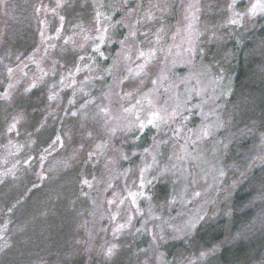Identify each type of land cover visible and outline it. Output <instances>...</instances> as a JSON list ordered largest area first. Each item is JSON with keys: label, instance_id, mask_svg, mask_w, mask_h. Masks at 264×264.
<instances>
[{"label": "rangeland", "instance_id": "obj_1", "mask_svg": "<svg viewBox=\"0 0 264 264\" xmlns=\"http://www.w3.org/2000/svg\"><path fill=\"white\" fill-rule=\"evenodd\" d=\"M112 1L77 0L63 15L67 0H0V184L23 183L29 191L48 174L79 169L81 193L88 171L105 159L102 263L128 259L134 237L146 240L137 264H163L152 253L174 221L179 233L193 232L221 216L216 252L231 237L235 191L264 165V134L238 177L233 158L230 165L214 159L217 146L208 139L218 127L206 110L230 87L220 51L231 34L264 16V0H133V10L121 14ZM20 7L30 19L18 26L16 43L11 23ZM121 20L128 36L120 42L114 30ZM112 43L118 48L109 59ZM147 129L155 135L126 153L137 160L117 174L109 161L123 158L122 142L139 141ZM80 197L72 201L76 256L85 243ZM45 201L42 211H52ZM8 225L0 224V258L10 247Z\"/></svg>", "mask_w": 264, "mask_h": 264}, {"label": "trees", "instance_id": "obj_2", "mask_svg": "<svg viewBox=\"0 0 264 264\" xmlns=\"http://www.w3.org/2000/svg\"><path fill=\"white\" fill-rule=\"evenodd\" d=\"M76 1L67 0L61 13L66 14L65 11L73 8ZM121 1L124 2L112 1L119 14V10L129 6L133 10V0ZM29 19V13L24 8H18L11 23V41L20 43L21 35H17V28L21 25L27 28ZM123 22L121 20L114 30L120 42L128 36L126 27L119 26ZM117 48V43L107 47L109 59L114 58ZM220 55L225 61L230 87L216 98V106L206 110L218 127L215 139L211 137L208 140L214 141L212 143L217 146L214 159L230 165L229 158H233L231 167L239 177L250 167L257 142L264 134V16L248 29H239L231 34ZM207 62L208 59L205 60ZM153 135L155 131L147 129L139 141L122 142L119 149L125 156L112 157L108 166L117 169V174L132 168L137 157L126 153L140 150ZM113 149L116 150L115 147ZM108 151L104 156H108ZM104 160L100 159L88 171L81 193L78 191L82 184L79 169L52 177L48 174L29 191V186L23 183L17 185L7 180L0 184V224L9 219L7 237L10 242V247L0 258V264H39L52 258H67L62 264H105L100 261L109 224L104 205L105 186L100 184L107 176ZM159 189L162 191L163 188ZM75 195L81 196L85 222V243L80 256L75 255L78 239L75 234L77 217L72 204ZM45 200L51 202L50 207L55 210L42 211L40 204ZM177 222L172 223L170 235L152 253L155 263L164 260L163 264H174L187 256L184 260L186 264H264V165L255 169L235 191L230 220L231 237L216 252L212 251V246L224 238V217L203 221L193 232L187 229L179 233ZM132 241L127 251L128 259L120 258L113 264H137V250L143 247L146 252V240L143 238L140 242L133 237Z\"/></svg>", "mask_w": 264, "mask_h": 264}, {"label": "snow or ice", "instance_id": "obj_3", "mask_svg": "<svg viewBox=\"0 0 264 264\" xmlns=\"http://www.w3.org/2000/svg\"><path fill=\"white\" fill-rule=\"evenodd\" d=\"M256 5H253V9H255ZM141 55L143 56V53H141ZM158 114H154V119H158ZM148 124H153V119L148 120ZM143 126V125H141Z\"/></svg>", "mask_w": 264, "mask_h": 264}]
</instances>
